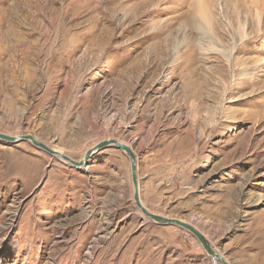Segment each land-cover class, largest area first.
Wrapping results in <instances>:
<instances>
[{
    "label": "rangeland",
    "instance_id": "rangeland-1",
    "mask_svg": "<svg viewBox=\"0 0 264 264\" xmlns=\"http://www.w3.org/2000/svg\"><path fill=\"white\" fill-rule=\"evenodd\" d=\"M255 1L219 0L220 11L206 0L215 45L194 0H0V132L76 161L121 139L151 212L192 224L229 264H264ZM138 209L120 148L75 167L0 139V264H222L187 229Z\"/></svg>",
    "mask_w": 264,
    "mask_h": 264
},
{
    "label": "water",
    "instance_id": "water-1",
    "mask_svg": "<svg viewBox=\"0 0 264 264\" xmlns=\"http://www.w3.org/2000/svg\"><path fill=\"white\" fill-rule=\"evenodd\" d=\"M0 139L8 141V142H15L18 140H29L35 146L45 150L51 155H58L60 159L67 161L68 163L74 165L75 167H79L85 164L88 158L91 156V154H93V152L97 151L98 149L102 147L112 145L117 148H120L126 153L129 159L130 174H131V180H132V185H133V200L137 208H140L141 212L145 216H147L150 219H153L154 221L165 223V224H176V225H179L187 229L198 239V241L201 243V245L203 246L207 254L211 256V258L219 260L222 264H229L223 256L219 255L217 252H215L212 249L211 245L209 244V240L204 236V234L200 230H198L192 224L184 222L179 219L169 218V217L161 216L159 214H155L153 212H149L141 206V203H140L141 201L139 198V191H138V181H137V175H136V158H135V154L133 150L131 149L129 145H126L125 143H121L116 139L103 140V141L96 143L94 146H92L88 150H86L83 157L79 161H76L64 153H58L54 151L52 148L47 146L42 141L35 139L31 134H24V135H19L17 137H14L12 135H7V134L0 132Z\"/></svg>",
    "mask_w": 264,
    "mask_h": 264
},
{
    "label": "bare ground",
    "instance_id": "bare-ground-1",
    "mask_svg": "<svg viewBox=\"0 0 264 264\" xmlns=\"http://www.w3.org/2000/svg\"><path fill=\"white\" fill-rule=\"evenodd\" d=\"M195 3H196V13H197V21H196V26L204 33L206 34V36L210 37L212 39V43H214L215 45H219L218 43V39L216 40L215 36L212 34V28H213V10H212V7L213 6H209L206 2V0H194ZM255 4H253L254 6V9H253V14H254V17H255V20H256V23L257 25L259 26L260 25V21L262 19L261 17V14H262V11H261V8L257 3V0L254 2ZM219 0H217V5H218V8L219 10L221 11L222 7L221 5L219 6ZM260 4V3H259ZM222 13V12H221ZM239 31V34H241V36H246V31H245V26H240V28L238 29ZM201 33V34H203ZM207 38V37H206ZM213 50L215 51H218L224 58L225 60L228 62L230 60V54L232 52L231 49H227V50H224V49H216V46L212 47ZM211 48V49H212ZM234 49V47H232ZM205 51H207V48L204 47L203 48ZM21 134H16V135H13L14 137H17ZM33 136V135H32ZM34 137V136H33ZM35 138V137H34ZM37 139V138H36ZM118 140L119 142L121 143H124L123 140L121 139H116ZM45 143V142H43ZM46 144V143H45ZM47 145V144H46ZM127 145V144H126ZM48 146V145H47ZM94 146V145H93ZM51 148V147H50ZM54 151L58 152V153H63L62 151L58 150V149H54L52 148ZM54 157H58V155H52ZM59 158V157H58ZM261 164V163H260ZM138 191H139V185H138ZM140 203H141V206L143 208H145L147 211L151 212L142 202V200L140 199ZM138 211H141V209L139 208ZM181 220V219H180ZM184 221V220H182ZM2 243H4V241H1L0 242V246L2 245ZM219 255H221L220 253H218ZM223 256V255H221ZM224 257V256H223ZM216 260V259H215ZM226 260V258H225ZM227 261V260H226Z\"/></svg>",
    "mask_w": 264,
    "mask_h": 264
}]
</instances>
